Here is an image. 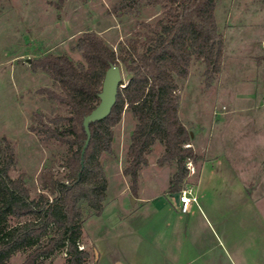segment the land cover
<instances>
[{
    "label": "rangeland",
    "instance_id": "374dc122",
    "mask_svg": "<svg viewBox=\"0 0 264 264\" xmlns=\"http://www.w3.org/2000/svg\"><path fill=\"white\" fill-rule=\"evenodd\" d=\"M57 1L0 0V139L7 136L14 144L16 163L11 174L22 175L33 195L41 190L45 166L60 176L65 172L68 153L66 144L45 139L34 129L38 115L48 121L69 113V108L40 91L62 89L47 72L34 71L32 59L53 53L83 62L75 46L86 31H96L119 52L129 39L144 36L141 22H155L163 12L160 5L145 1L139 13L122 15L110 11L118 0H66L61 9ZM216 16L225 37L221 72L208 84L205 66L196 61L189 76L178 80L180 117L200 156L190 160L196 171L186 178L197 201L178 219L181 262L264 264V0H219ZM136 123L125 110L114 126L113 152L101 157L110 181L108 207L101 217L86 211L81 246L93 252L88 264H114L116 249L103 239L113 234L114 223L121 224L118 210L123 204L126 210L138 212L135 221L154 217L149 225L153 229L171 215L167 209L156 215L157 202L168 199L181 213L169 192L176 161L157 163L165 151L159 141L148 154L149 165L143 166L140 181L145 197L153 200L135 204L133 194L121 192L120 176ZM201 168V182L196 184ZM163 228L169 234L170 226ZM96 247L100 257L94 255ZM29 252L17 251L8 264H22ZM65 258L64 252H57L41 264H65Z\"/></svg>",
    "mask_w": 264,
    "mask_h": 264
},
{
    "label": "trees",
    "instance_id": "16d2710c",
    "mask_svg": "<svg viewBox=\"0 0 264 264\" xmlns=\"http://www.w3.org/2000/svg\"><path fill=\"white\" fill-rule=\"evenodd\" d=\"M66 0L55 5L61 9ZM163 8L155 22H141L144 36L129 39L118 52L96 31H86L75 48L83 62L65 54L33 58L31 68L47 72L62 92L44 88L51 99L65 104L69 113L51 117L38 115L34 128L45 139H56L68 147L65 172L60 176L45 166L40 174L41 190L32 194L26 179L13 177L16 163L14 144L7 136L0 139V264H8L17 251L28 249L22 264H41L57 252L66 254L65 264H88L93 252L81 248L86 211L101 215L108 191V176L101 159L113 152L114 126L129 110L137 123L123 169L130 178L134 196L138 194L140 171L148 165V154L157 142L165 151L159 165L176 161L169 180V192L180 191L186 182L188 160L197 161L190 130L180 117L179 79H186L193 62L205 66L208 84L222 70L225 37L216 9L219 0H118L111 12L116 15L139 13V5ZM112 64H123V80L113 109L106 118L91 122V139L84 148L87 133L84 118L100 103L106 71ZM97 256V253L94 252Z\"/></svg>",
    "mask_w": 264,
    "mask_h": 264
},
{
    "label": "crops",
    "instance_id": "0c3cea01",
    "mask_svg": "<svg viewBox=\"0 0 264 264\" xmlns=\"http://www.w3.org/2000/svg\"><path fill=\"white\" fill-rule=\"evenodd\" d=\"M143 171L144 168H142L140 172L138 194L133 196L135 197V199L133 198V202L135 204L138 202L145 203L153 200L145 197V190L140 182ZM201 174L202 168L196 184H200ZM108 182L109 184L104 210L99 217L104 214L106 215L107 213L106 209L108 207L107 204L110 186L109 179ZM119 185L121 186V192L124 193V195L130 193L133 194L128 177L123 171L121 172ZM119 208L118 212L122 214L120 217L122 220L120 221L121 224L129 221L130 223L126 225L123 224V227L120 223H114V228L112 229L113 234L107 236L108 238L103 239L104 241L108 240V243L116 249L114 264H183L181 262V248L178 243V219L187 213L181 211L179 214L178 211L175 212L176 210H174L171 201L168 199H165L164 202H157V205L154 206V209L157 211L156 215H158L162 209H167L170 211L171 215L166 220H161L160 225L153 229L149 225L150 221L152 222L154 217H144L139 221H135V216L138 214L137 211L126 210L125 204H123V207L120 206ZM173 213L176 214L172 216ZM170 217L171 219L169 220ZM166 224L170 226L169 234H167L166 230L163 228ZM83 235L85 234L83 233ZM96 253L97 256L100 257L98 247H96Z\"/></svg>",
    "mask_w": 264,
    "mask_h": 264
},
{
    "label": "water",
    "instance_id": "95a60500",
    "mask_svg": "<svg viewBox=\"0 0 264 264\" xmlns=\"http://www.w3.org/2000/svg\"><path fill=\"white\" fill-rule=\"evenodd\" d=\"M124 80L123 70L121 65L112 64L108 70L106 71L102 90L99 93L100 103L99 105L88 114L83 121L84 129L87 133V139L82 150V157H84L86 148L91 139V122H95L101 119L106 118L110 115L113 106L116 103L118 92L120 87H123L122 81ZM172 196L175 198L176 203L179 205L180 203V191L172 193Z\"/></svg>",
    "mask_w": 264,
    "mask_h": 264
},
{
    "label": "built area",
    "instance_id": "2783aa9c",
    "mask_svg": "<svg viewBox=\"0 0 264 264\" xmlns=\"http://www.w3.org/2000/svg\"><path fill=\"white\" fill-rule=\"evenodd\" d=\"M191 145V143L186 144V146ZM187 168L190 174H194L196 171L194 164L190 160L187 162ZM193 191L194 186L187 182H185L182 189L180 190V203L178 206L184 213H187L191 209L193 203L197 201V197L193 195ZM81 248H83V246H81Z\"/></svg>",
    "mask_w": 264,
    "mask_h": 264
}]
</instances>
